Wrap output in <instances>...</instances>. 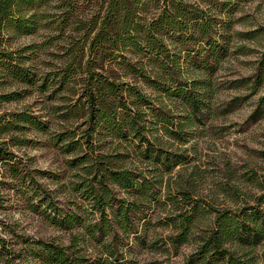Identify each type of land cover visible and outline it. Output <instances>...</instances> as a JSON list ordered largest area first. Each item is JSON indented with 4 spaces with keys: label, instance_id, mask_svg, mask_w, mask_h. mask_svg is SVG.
Masks as SVG:
<instances>
[{
    "label": "trees",
    "instance_id": "1",
    "mask_svg": "<svg viewBox=\"0 0 264 264\" xmlns=\"http://www.w3.org/2000/svg\"><path fill=\"white\" fill-rule=\"evenodd\" d=\"M238 5L235 0H0V88L15 82L40 95L51 92L54 98L62 91L75 100L45 109L47 117L70 125L51 136L50 144L72 156L67 164L77 180L76 200L61 206L38 181L37 175L47 172L21 167L10 150L35 143L16 134H49L50 119L0 114V165L11 178L0 185L69 242L31 237L15 242V232H9L12 239L0 233L2 264H133L129 257L137 247H150L158 221L179 231L168 238L173 248L188 242L204 210L199 200H190L187 187L177 184V193L172 191L170 174L186 163V155L165 145L188 143L189 129L211 114L213 74L240 35L232 31ZM41 30L69 34L60 66L49 73L27 65L29 57L8 47L15 37ZM261 73L264 51L257 77ZM16 96L0 92V104ZM259 111L264 113V98L255 115ZM158 209L180 213L156 221ZM206 232L186 264H251L247 250L264 240V186L254 204L238 213L222 211Z\"/></svg>",
    "mask_w": 264,
    "mask_h": 264
},
{
    "label": "rangeland",
    "instance_id": "2",
    "mask_svg": "<svg viewBox=\"0 0 264 264\" xmlns=\"http://www.w3.org/2000/svg\"><path fill=\"white\" fill-rule=\"evenodd\" d=\"M235 1L239 5L234 14L236 22L232 31L240 35L233 39L229 55L217 65L213 74L215 94L211 102L212 112L203 124H195L189 129L188 143L165 145V150L169 152L186 155V163L177 166L170 174L172 191L177 193L173 189L177 184L187 187L190 200H199L198 204L204 212L193 227L188 242L173 248L168 238L174 237L179 231L172 225H162L164 221L158 220L167 216L175 218L180 212L156 210L154 216L158 223L154 227L151 242L148 241L150 247H137L134 257H129L134 261L133 264H186L196 255L201 237L212 228L213 220L219 213H238L247 205L254 204L262 193L264 113L259 111L255 115V112L260 99L264 98V73L257 77V63L264 51V0ZM57 34L41 30L32 36L15 37L8 47L29 57L27 65L33 64L41 73H49L60 66L61 57L66 51L65 41L69 34ZM1 87L0 92H15L18 100L0 104V114L28 112L51 121L49 134L34 131L16 134L20 138L35 141L28 146L10 148L16 159L22 162L20 166L30 171L47 172L45 175L38 174V181L45 191L55 196L61 206L75 201L77 194L72 190V183H77V180L72 177L75 172L67 164L72 156L50 144L51 136L70 125L61 122L58 116L47 117L49 111L45 109L49 105L62 107L75 100L68 99L62 91L55 95L57 100H54L51 92L40 95L26 85L15 82ZM6 169L8 167L0 165V180L9 183L11 178ZM4 183L0 185L2 237L12 239L9 232L13 231L17 237L15 242L20 241L21 237H31L56 239L65 245L69 244L65 234L50 227L32 212L25 200ZM246 258L251 264H264V240L252 250H247Z\"/></svg>",
    "mask_w": 264,
    "mask_h": 264
}]
</instances>
